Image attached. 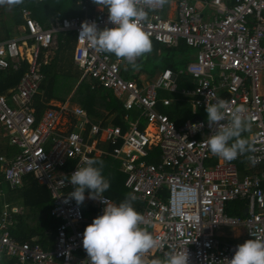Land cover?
Wrapping results in <instances>:
<instances>
[{"label": "built area", "instance_id": "2783aa9c", "mask_svg": "<svg viewBox=\"0 0 264 264\" xmlns=\"http://www.w3.org/2000/svg\"><path fill=\"white\" fill-rule=\"evenodd\" d=\"M176 1L175 19L162 17L164 7L149 11L143 29L150 39L163 45L182 43L197 48L196 60L185 68L196 83L182 93L192 97L195 107L206 108L207 99H223L226 119L221 123L225 124L234 107L245 106L254 129L250 140L256 151L251 155L259 160L256 164L264 163V0H234L231 5L210 0L215 14L209 20L203 19L189 0ZM82 8L86 9V3ZM21 11L25 33L0 40V71L25 66L9 96L0 94V124L8 142L18 149L12 158L0 154V172L11 187L21 185L27 174L47 185L53 199L50 213L61 222L55 229L53 248L45 250L38 243H17L0 218V251L16 259L13 264H73L76 251L84 255L79 262L89 264L82 244L85 216L81 205L69 198L73 189L66 177L78 165L84 166L83 161L92 153L102 152L98 142L111 144L112 156L122 160L125 185L145 201L142 215L146 223L142 227L150 229L157 240L151 251L165 257L172 249L187 250L188 264H229L241 243L220 240L216 234L221 227L243 226L244 241L264 238V167L240 176L234 161L216 156L217 160L208 164L214 155L206 147L213 131L207 117L176 124L156 109L158 89L176 90V75L171 69L140 85L121 75L119 60L95 52L79 39L82 21H95L100 29L114 26L107 9L92 15L59 17L46 28L30 9ZM70 31L75 33L72 58L82 77L111 88L123 99L125 108L139 110L146 129H139L135 122L125 131L111 122L105 126L91 123L81 108L68 101L49 105L38 114L33 99L45 76L42 66L48 63L55 35ZM200 124L203 126L193 130L192 125ZM154 145L160 148L158 164L145 159ZM162 188L168 190L166 200L159 194ZM104 199L113 203L106 195ZM237 199L246 201L244 216L225 212L226 202ZM97 202L96 216L102 215L106 206Z\"/></svg>", "mask_w": 264, "mask_h": 264}, {"label": "crops", "instance_id": "0c3cea01", "mask_svg": "<svg viewBox=\"0 0 264 264\" xmlns=\"http://www.w3.org/2000/svg\"><path fill=\"white\" fill-rule=\"evenodd\" d=\"M36 2H40L42 4L43 0H35ZM68 1V0H65ZM190 2L194 3L196 7L200 10L202 13V17L205 20H209L213 17L215 14L214 6L210 3V0H189ZM227 5H231L234 0H223ZM69 6L64 7V9H61L60 3H50L49 5H45L49 9V15H47V19H43V17L39 14L40 11L32 10L31 8V15L41 24L45 25L42 27H48L54 19L52 18L51 12H57L63 10V12L69 11L72 0L69 1ZM86 3V9H83V4ZM76 4L80 6V9L82 11L81 15H73V16H84V15H92L96 11L100 10L101 8L97 6L95 3H93V0H77ZM44 5V4H42ZM102 7V6H101ZM23 9V8H22ZM106 9V8H104ZM62 12V13H63ZM11 13V12H10ZM162 17L164 18H172L175 19L177 17V1L176 0H169L168 4L164 6V9L162 12H160ZM9 16V15H8ZM8 16L5 17L3 15V18L0 17L1 20H7ZM61 15H55V19L59 18ZM21 17L23 22L14 27L12 33L13 35L9 38L18 37L23 35L25 32L24 27V18L22 16L21 11ZM19 30V31H18ZM71 32V31H70ZM75 36V33L72 32ZM8 39V38H7ZM1 40H5L4 38ZM152 53L151 55L153 57H156L163 61L164 63V55L166 54L168 57L174 59L175 61L177 59H185L186 62L183 66L179 67L176 71L173 70L171 67H168L166 65H163L161 69H156L155 72H147L142 69H140L137 72H133L130 65H127L126 61H121L115 57L113 54H108L114 59L119 60L120 65V72L121 75L127 79H132L136 81L138 84L142 85L147 82H150L154 80L164 69L169 68L175 73V83H176V90H168V89H158L157 90V104L156 109L159 112L165 113L168 116L172 111H178L188 109L191 113V117H185L184 115H181L179 118H177L176 124H181L187 119H193L195 117L200 118H206L207 112L205 107H195L192 102V97L190 95L182 93L181 90H187L192 89L195 86L196 80L195 78L190 75L188 72L185 71L186 65L190 62H193L196 60L197 56V48L192 46H187L182 43L178 45H163L155 40H152ZM58 46V35H55V49L53 52H50L48 63L51 62V60L56 55V50ZM75 47V43H74ZM73 47V50H74ZM186 48L185 50H181L179 48ZM191 47L195 49V54H189L186 52L187 48ZM170 48V49H169ZM173 49H178L180 52L179 58H175L170 54V51ZM73 56V51L71 54V58ZM147 58L139 59L137 63L141 64L144 60ZM47 64H44L43 67ZM72 64L73 68L80 72L79 80L86 79L89 81L90 88H101L104 90H107L111 92L113 97L121 104L124 112L120 115V123H115L116 117H118L117 113H109L105 117H96L88 112L86 108H84L81 103L78 101L70 99V96H68L64 100H56L51 99L48 102H44L43 100L40 101L38 105L33 104L38 108V114L40 115L43 110L48 107L49 105H54L58 102H65L68 101L71 106H77L81 108L85 113L89 120V122L97 123L101 126H105L108 123H115L121 127L123 131H125L130 122H135L137 127L141 130H144L147 128V124L145 119L140 116V111L137 109H127L125 108L123 104V99L121 97H118L114 94L113 90L108 87L102 86L96 79L90 78V77H82V70L75 64L72 58ZM13 69V68H9ZM7 70V69H6ZM16 70V69H13ZM4 71V70H2ZM45 75V74H44ZM181 75H186L189 77V83L190 85H181L178 86V78ZM45 78V76H44ZM44 78L42 79L41 83L43 82ZM20 79V78H19ZM19 81V80H18ZM40 83V85H41ZM17 85V84H16ZM16 85L14 87H11L6 92H2L0 94H4L6 97L9 96L10 91L14 90L16 88ZM39 85V87H40ZM39 92V89H38ZM36 93V95L38 94ZM35 95V97H36ZM34 101V99H33ZM181 102L178 107H176L177 103ZM131 117L134 118V120L130 119ZM171 119V118H170ZM179 121V122H178ZM78 123V122H77ZM89 124V123H88ZM88 127V125H87ZM74 129L75 126H74ZM253 127L251 126V131L246 132L243 135L250 139V135L253 132ZM85 140L87 142L90 141L89 138L85 137ZM99 149L102 150L100 153H92L91 158H96L98 160L104 159V167L102 174L104 177L110 182V188L104 193V195L108 196L113 204H119L121 201H123L126 196L134 197V201L136 203L133 205V207L142 214L144 208H145V201L138 196L137 194H134L126 185H125V178L126 174L123 171L122 167V160L120 158H115L112 156V146L110 143L107 142H98L97 143ZM13 146L8 142V138L5 135L4 128L0 124V154L5 155L7 158H12L17 151L13 150ZM17 148V147H16ZM145 159L149 162L158 164L160 161V148L157 146H152L151 150L148 152V154L145 156ZM217 160V157L214 156L210 160L207 161L208 164L214 163ZM238 168L239 175L242 176L244 174L248 173H256L259 172L263 167L264 163L261 164H252L250 163L246 157L237 158L236 160H233ZM72 163H69V166H71ZM69 188L73 189L72 185L69 186ZM88 191L85 190V200L81 205L83 209V213L85 216V222L81 224V228L85 230L86 226L90 223H92L93 218L96 217L98 213V202L97 200H93L88 198ZM159 194L163 200H166L168 197V190L165 188H162L159 190ZM40 200V201H39ZM246 205L245 200H232L227 201L225 204V212L231 216H244V207ZM53 206V199L51 196L50 189L47 185L39 183L35 177L32 174H27L23 177L22 184L16 187H11L6 181L3 180L2 174L0 172V218L6 221L8 225V230L11 235V238L15 240L17 243H21L24 241L28 242H34L38 243L43 249L45 250H51L54 246L55 241V229L59 225H56L52 229V224H49L46 227L41 226V222H44L47 219H53L57 220L59 223L61 222V219L54 217L51 215L50 210ZM228 210V211H227ZM46 224V223H45ZM38 226L39 230L36 232V227ZM228 228L231 230V233L229 235H225L226 233L222 231V229ZM221 231H217V234L221 236L222 241L224 242H231V243H242L245 239V229L243 226H239L237 228H230V227H221ZM147 230L150 233V229L147 228ZM44 236L43 243L40 241V237ZM224 237L225 239H223ZM230 238L232 241L228 240ZM1 261L0 264H13L16 262V259H10L6 256L5 252L0 251ZM76 261L73 264H86L85 262L80 263L79 261L83 260L82 258L84 255L80 251L75 252ZM155 259L163 260L164 256L160 252L151 251L148 255V261L149 264Z\"/></svg>", "mask_w": 264, "mask_h": 264}, {"label": "clouds", "instance_id": "9594fccd", "mask_svg": "<svg viewBox=\"0 0 264 264\" xmlns=\"http://www.w3.org/2000/svg\"><path fill=\"white\" fill-rule=\"evenodd\" d=\"M169 0H93L101 9L106 8L108 20L113 27L98 28L95 21H82L79 39L97 53L113 54L121 61H126L133 70L141 65L139 59L146 58L152 52L150 36L142 27L149 20V11L162 9ZM24 0H0V7L13 8L22 5ZM102 6V7H101ZM226 102L207 99V122L212 134L208 136L206 147L212 155L225 161L236 160L240 156L253 165L259 163L251 153L256 151L253 143L243 134L251 131L250 119L245 115L243 105L232 109L228 122ZM203 125L192 128L197 130ZM84 166L66 177L73 191L69 198H74L78 205L88 198L100 200L106 206L103 214L93 218L83 232V248L89 264H146L147 254L157 246V240L149 233L144 216L132 204L134 197L126 196L118 205L104 199V193L110 188V182L102 174L104 163L96 158H85ZM67 202V201H65ZM229 264H264V238L248 239L237 245ZM151 264H188L187 250L172 249L163 260L155 259Z\"/></svg>", "mask_w": 264, "mask_h": 264}, {"label": "trees", "instance_id": "16d2710c", "mask_svg": "<svg viewBox=\"0 0 264 264\" xmlns=\"http://www.w3.org/2000/svg\"><path fill=\"white\" fill-rule=\"evenodd\" d=\"M77 0H72L69 11L63 12L60 17L81 15L82 11L80 6L76 4ZM62 6V5H61ZM22 8H31L32 10L40 11V15L43 19H47L49 15V9L45 5L36 2L35 0H24L22 5L10 8L11 14L7 20L0 21V30L3 28V32L0 31V40L7 39L13 35L12 31L14 27L20 25L23 20L21 17ZM64 9V6L61 7ZM63 11V10H62ZM9 22V24H6ZM8 25V28L5 26ZM75 43V36L72 32H62L58 34V46L55 57L49 64L43 67L45 78L39 87V92L34 97V104L38 105L41 100L48 102L51 99L64 100L68 96L70 99L78 101L81 105L88 110V112L94 116L105 117L106 112H116L118 117L115 119V123H120V115L124 112L121 104L113 97L111 92L101 88H90L89 81L86 79L79 80L80 72L73 68L71 54ZM170 49V48H169ZM185 50L186 48H179ZM185 59H177L176 61L166 54L164 55V65L171 67L173 70H177L179 67L185 64ZM25 66L13 70L7 69L0 71V93L8 91L9 88L14 87L24 72ZM190 85L189 77L181 75L178 78V86ZM181 102H178L176 107ZM181 115L185 117H191V113L188 109L172 111L169 117L177 123V118ZM179 122V121H178ZM104 163V159H101ZM40 201V200H39ZM228 211V210H227ZM46 223V224H45ZM41 222L42 227H46L52 224V229L59 224L57 220L47 219ZM39 228L36 227V232ZM44 236L40 237V241L43 243Z\"/></svg>", "mask_w": 264, "mask_h": 264}, {"label": "rangeland", "instance_id": "374dc122", "mask_svg": "<svg viewBox=\"0 0 264 264\" xmlns=\"http://www.w3.org/2000/svg\"><path fill=\"white\" fill-rule=\"evenodd\" d=\"M69 1H70V0H68V1H65V0H43L42 4H44V5H49V2H50V3L55 2V3H60L62 6L66 7V6H69V4H70ZM62 12H63V11H62ZM62 12H61V11L57 12V10H55L54 13L51 12L52 18L55 19V15H58V14H59V15H62ZM10 14H11V13H10V8H8V7H6V6H4V7H0V17H1V18H3V15H4L5 17H7V16L10 15ZM6 24H9V22H6ZM6 24H5V26L8 28V25H6ZM42 26H45V25L42 24ZM0 31L4 33L3 28H1ZM18 31H19V30H18ZM54 47H55V45H54ZM54 47L52 48V52H53V50L55 49ZM186 52H188L189 54H195V49H194V48H191V47H188L187 50H186ZM151 53H152V52H151ZM151 53L148 54L147 57H146L147 59L144 60V61L140 64L141 67H140L138 70H133V69H132V71H133V72H137V71H139L140 69H142V70L147 71V72H155L156 69H161V68L163 67V65H164L163 61H161L160 59H158V58H156V57H153V56L151 55ZM170 54H171L172 56H174L175 58H179V56H180V52H179L178 49H173V50H171V51H170ZM9 104H11V103L9 102ZM130 119L134 120L133 117H131ZM13 150L18 151V149H17L16 147H14V146H13ZM135 203H136V201L132 200V204L134 205ZM221 229H222V228H221ZM221 229H219V230L221 231ZM219 230H218V232H219ZM222 231L226 233L225 235H229V234L231 233V230L228 229V228H224V229H222ZM216 235H217L218 238L221 239V236L219 235V233L216 234ZM222 238L225 239L224 237H222ZM228 240L232 241L230 238H228ZM1 256H2V255H0V261H1Z\"/></svg>", "mask_w": 264, "mask_h": 264}, {"label": "water", "instance_id": "95a60500", "mask_svg": "<svg viewBox=\"0 0 264 264\" xmlns=\"http://www.w3.org/2000/svg\"><path fill=\"white\" fill-rule=\"evenodd\" d=\"M193 119H194V120H195V119H198V120H199V119H201V118H200V117H195V118H193Z\"/></svg>", "mask_w": 264, "mask_h": 264}]
</instances>
